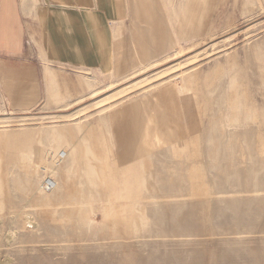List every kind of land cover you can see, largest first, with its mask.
Returning a JSON list of instances; mask_svg holds the SVG:
<instances>
[{"label": "rangeland", "instance_id": "374dc122", "mask_svg": "<svg viewBox=\"0 0 264 264\" xmlns=\"http://www.w3.org/2000/svg\"><path fill=\"white\" fill-rule=\"evenodd\" d=\"M125 1L109 73L39 46L33 106L0 102V264H264V0Z\"/></svg>", "mask_w": 264, "mask_h": 264}, {"label": "crops", "instance_id": "0c3cea01", "mask_svg": "<svg viewBox=\"0 0 264 264\" xmlns=\"http://www.w3.org/2000/svg\"><path fill=\"white\" fill-rule=\"evenodd\" d=\"M125 7V0H0V102L10 112L33 106L39 46L52 66L109 73Z\"/></svg>", "mask_w": 264, "mask_h": 264}, {"label": "bare ground", "instance_id": "6f19581e", "mask_svg": "<svg viewBox=\"0 0 264 264\" xmlns=\"http://www.w3.org/2000/svg\"><path fill=\"white\" fill-rule=\"evenodd\" d=\"M139 1V5H140V13H141V16H142V18L146 21V22H151L152 20H153V14L151 13V11L148 9V8H146L145 6H144V3H143V1L142 0H138ZM195 2H196V0H187V3H188V9H189V11H191V9L194 7V5H195ZM192 18H193V16L192 15H190V13L188 14V17H186L185 18V20L183 21V22H185L186 23V26H187V28H188V30H190V28H191V26H190V21L192 20ZM192 31V30H191ZM119 46V45H118ZM120 47V46H119ZM116 49V48H115ZM119 49V48H118ZM117 49V50H118ZM120 50H121V48H120ZM119 53V52H118ZM117 53V54H118ZM121 53V52H120ZM119 53V54H120ZM118 54V55H119ZM120 56V55H119ZM118 59H119V57H117ZM117 58H116V60H117ZM47 73V72H46ZM49 77V75H48V73H47V80L49 79L48 78ZM49 81V80H48ZM53 85H54V83H53ZM55 86V85H54ZM53 86V87H54ZM49 87V86H48ZM49 89H50V87H49ZM58 91V90H57ZM51 95L50 96H48L49 97V99H52V100H54V101H59L60 99H62V97H61V94L60 93H55V92H51L50 93ZM56 103V102H55ZM55 131H56V128H52L51 127V129H50V132L52 133V134H54L55 133ZM5 132H0V135L1 134H4ZM56 136V135H55ZM54 137V136H53ZM56 139V138H55ZM63 139V138H62ZM52 140H54V139H52ZM63 141H66V140H63ZM53 143H55L54 141L52 142V144ZM57 144V143H56ZM66 144H69V143H66ZM65 144V145H66ZM61 145V144H60ZM63 145V144H62ZM82 145H84V144H82ZM81 145V146H82ZM51 146V145H50ZM89 146H87V148H88ZM66 148V147H65ZM67 148H68V145H67ZM60 149H62V148H60ZM64 149V148H63ZM84 149V148H83ZM67 150V149H66ZM76 150V149H75ZM85 150H87V149H85ZM84 150V151H85ZM48 151V150H47ZM70 151V157H71V163H72V165L71 166H73V165H75V163H76V158H75V154L76 153H74V150H73V148H71V150H69ZM90 151V150H89ZM62 152H63V150H62ZM88 154H90L89 152H88ZM92 154V153H91ZM23 155V154H22ZM62 154H61V152L59 153L55 148H51L50 149V154L48 153V156L50 157L49 159H50V161H48V162H50V163H52V164H54V163H56L57 161H58V159L60 158V156H61ZM86 156H87V152H86ZM85 156V157H86ZM89 156V155H88ZM33 157V156H32ZM92 157V156H91ZM89 158V157H88ZM93 158V157H92ZM86 160V159H85ZM89 160V159H88ZM93 160V159H92ZM20 163H21V165L23 166V168L25 169V173H26V175H27V177H30L31 176V169H32V167L34 166V164H36V162L31 158V156H29V155H23V156H21L20 157ZM86 165H87V163H86ZM77 166V165H76ZM88 166V168H89V165H87ZM86 168V167H85ZM88 168L86 169V170H88ZM82 170V169H81ZM86 170H84L86 173V175H87V179L89 180V182L92 184V181H93V179H92V175H93V173L92 172H90V171H86ZM83 171V172H84ZM66 173H68V172H66ZM84 174V173H83ZM89 174H92V175H89ZM81 175H82V173H81ZM89 175V176H88ZM11 178H12V175H11ZM14 178V177H13ZM28 179V178H27ZM2 181V180H1ZM16 186V185H15ZM18 186V185H17ZM91 186H93V185H91ZM1 187V186H0ZM2 189V188H1ZM51 191V194L49 193ZM50 191L48 192L49 194H47V195H49V197L50 196H55L56 195V193H58L57 192V189L55 188H51L50 189ZM45 192V191H44ZM45 194H46V192H45ZM2 197V196H1ZM0 197V198H1ZM59 197V196H58ZM45 198V197H44ZM48 200H49V198H47ZM56 199V198H55ZM58 199V198H57ZM44 201V200H43ZM47 201V200H46ZM50 201H51V199H50ZM49 201V202H50ZM54 201H56V200H54ZM48 202V201H47ZM49 202L47 203V204H45L46 202L44 201V203L43 204H45V205H43L42 207H40V208H43V207H45V210H42V212H49V213H51V211H49V207L51 206L50 204H49ZM108 202V201H107ZM41 203V202H40ZM39 203V204H40ZM83 204V203H82ZM81 203H78V206H81L82 205ZM41 205V204H40ZM50 205V206H49ZM58 205H59V203H58ZM108 205V204H107ZM38 206V205H37ZM52 207H54V206H52ZM83 207V206H82ZM81 207V208H82ZM2 208V207H1ZM55 208V207H54ZM81 208H80V210H81ZM1 210V209H0ZM52 210V209H51ZM78 210H79V208H78ZM55 211V210H54ZM109 211V210H108ZM108 213V212H107ZM114 214V213H113ZM135 225V224H134ZM141 225H142V223H141ZM132 226V225H131Z\"/></svg>", "mask_w": 264, "mask_h": 264}, {"label": "built area", "instance_id": "2783aa9c", "mask_svg": "<svg viewBox=\"0 0 264 264\" xmlns=\"http://www.w3.org/2000/svg\"><path fill=\"white\" fill-rule=\"evenodd\" d=\"M52 188V184H50V183H44V185H43V187H42V189L46 192V193H48L49 191H50V189Z\"/></svg>", "mask_w": 264, "mask_h": 264}]
</instances>
